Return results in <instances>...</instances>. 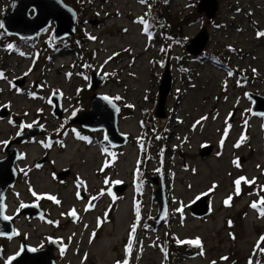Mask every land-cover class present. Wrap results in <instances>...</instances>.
I'll return each instance as SVG.
<instances>
[{
	"label": "rangeland",
	"instance_id": "obj_1",
	"mask_svg": "<svg viewBox=\"0 0 264 264\" xmlns=\"http://www.w3.org/2000/svg\"><path fill=\"white\" fill-rule=\"evenodd\" d=\"M13 1L0 0V25ZM63 1L82 20L81 41L65 45L75 52L60 46L54 55L55 44L45 43L49 35L23 45L0 27V100L11 103L15 121L0 122V144L29 125L43 130L36 142L20 147L24 159L6 199L18 235L0 238V264H9L23 243L41 250L50 239L62 244L54 251L56 264H264V204L251 207L264 198V117L251 113L249 97H264V0H216L214 19L198 12L201 0H167L164 15L182 31L167 53L155 39L158 32L145 33L137 21L150 0L147 6L143 0ZM202 28L209 38L199 62L186 47ZM206 52L216 59H206ZM168 58L173 84L167 117L160 119L155 113ZM180 64L193 73H183ZM94 73L108 77L103 92L124 107L119 128L129 143L117 152L103 147L100 133L89 143L75 134L81 128L72 121L91 108ZM24 76V84H13ZM53 95L62 96L61 119L53 115ZM149 121L156 137L147 152L143 124ZM204 146L213 147L206 158L200 156ZM46 154L49 161L37 168ZM64 170L72 175L60 180L56 172ZM156 175L163 177L169 207L161 224L158 186L151 180ZM115 183L126 185L124 192H114ZM81 191L97 197L94 211L85 212ZM202 196L212 212L196 218L190 207ZM32 202L47 210L45 219L21 213ZM71 211L80 216L75 222ZM172 238L184 245L172 250ZM196 240L197 255L182 257L187 241Z\"/></svg>",
	"mask_w": 264,
	"mask_h": 264
},
{
	"label": "water",
	"instance_id": "obj_2",
	"mask_svg": "<svg viewBox=\"0 0 264 264\" xmlns=\"http://www.w3.org/2000/svg\"><path fill=\"white\" fill-rule=\"evenodd\" d=\"M197 9L200 14H205L208 19H214L217 2L216 0H201ZM32 11L33 15H31ZM78 19V12L63 0H14L11 11L1 21V28L9 36L31 41L54 23L53 39L54 42H58L76 35ZM208 38L207 29L202 28L201 32L187 45V52L193 57H200L208 44ZM170 60L171 58L167 59L159 86L155 116L160 119L167 117L166 102L172 90L173 78ZM103 80V76L96 73L92 75L90 88L95 91V94L91 100V108L76 117L73 123L89 131H103L107 143L113 148H120L127 145L129 139L119 128L120 105L112 99L97 93ZM18 84L22 85L23 83ZM249 97L253 101L251 113L264 117V97L255 94H250ZM51 102L54 105V116L61 119L64 112L61 108L60 96L53 95ZM42 134L41 127H31L27 132L18 135L9 147L14 144L23 145L28 140L35 139ZM212 151V146H204L200 151V156L206 158ZM19 158L20 152L15 149L9 151L8 156L0 160V238H12L16 235L15 225L6 214V199L8 190L14 188L18 180L19 173L16 164ZM44 163L45 159H42L38 162V165ZM68 175L69 172H63L59 173L58 177L64 180ZM151 180L158 186L154 198L158 207L156 223L161 224L167 219L169 212L165 185L162 176L159 179L156 175ZM77 185L78 187L83 186L81 181H77ZM118 191L122 193L124 190ZM190 212L196 218L208 217L212 212L208 198L202 196L199 200H196L190 207ZM21 213L30 217H37L43 216L44 211L39 205H25ZM58 248L59 245L54 240H50L47 248L41 250H35L23 243L20 253L14 256L9 264H56L54 250Z\"/></svg>",
	"mask_w": 264,
	"mask_h": 264
},
{
	"label": "flooded vegetation",
	"instance_id": "obj_3",
	"mask_svg": "<svg viewBox=\"0 0 264 264\" xmlns=\"http://www.w3.org/2000/svg\"><path fill=\"white\" fill-rule=\"evenodd\" d=\"M148 0H143V4H145L146 6H147V2ZM152 0H150L149 1V4H151V3H153V1L151 2ZM149 12V11H148ZM32 14L31 15H33L34 13H33V11L31 12ZM148 14L149 13H146V14H144V16L140 19V16H138L139 18H138V20L137 21H139L138 23H141L142 24V21H144V20H146V19H148L149 18V16H148ZM82 23V20H81V18H79L78 19V24H81ZM77 24V25H78ZM172 25V24H171ZM54 30H55V25H54V23H52L45 31H43L42 33H40V34H38L37 35V37H36V39H34V40H31V41H28V40H19V41H21L22 42V44L23 45H28V46H31V45H35V44H37L38 42H40L41 41V39L43 38V37H45V36H48L49 35V40L48 41H45V43H49V42H53L54 44H55V49H54V55L56 54V55H59V52L57 51V49H58V47H64V48H68V50H70L71 52H75L74 50H71L72 48L71 47H69V46H65V45H67V44H70V43H72L73 41H75V40H79V42L81 41V38H80V28H77V33H76V35L74 36V37H69V38H65V39H62V40H60V41H58V42H54V39H53V33H54ZM157 33V32H156ZM155 33V34H156ZM158 34V33H157ZM155 39H157V40H159V38L156 36V38ZM200 59H203V57H199V58H197V59H194L195 61H198V60H200ZM100 76H102V75H100ZM27 77L28 76H24V77H22V80H16V81H13L14 83V85L15 86H20L18 83H25L26 81H27ZM104 77V80H103V83H102V85L100 86V88H99V92H97V93H99L100 95H103V96H105V97H108V98H110V99H112V100H115L119 105H120V107H121V114L123 113V104H122V102L119 100V99H117V97L118 96H116L115 98L114 97H112V96H109V95H107V93H105V92H103V88L108 84V81H109V79H108V77L106 76V75H104L103 76ZM28 85H31L30 83L29 84H26L25 86H24V88L25 87H27ZM36 89H39L38 87H39V85L37 86V85H35L34 86ZM31 88V87H30ZM14 89V88H13ZM95 94V93H94ZM93 97V96H92ZM61 98H62V96H60V100H61ZM92 100V99H91ZM63 112L65 113V111L63 110ZM13 114H14V112H13V108H12V105H11V103H9V102H1V100H0V122H5V123H9V124H12L13 122H15L14 120H13ZM120 114V115H121ZM54 115V114H53ZM81 115V114H80ZM4 116V117H3ZM120 117V116H119ZM73 122V121H72ZM32 127H34V126H32ZM29 128H31V127H29ZM79 128H81L80 130H81V132H76L75 134H76V137L78 138V140H80V138H81V140H83L84 142H88L89 143V141H88V139H89V137L92 135V134H94V133H100L101 135H102V137H104V140H103V142H104V145H103V143H101L100 145H103V147L105 148V149H109L110 151H112V152H117V150H120L121 149V147L120 148H113V147H111L108 143H107V141H106V139H105V134H104V132L103 131H89V130H86V129H84V128H82L80 125H79ZM27 130H23V131H20V132H18V133H16L14 136H12V137H9L8 139H6V141L5 142H3L2 144H0V160L1 159H4V158H6L7 156H8V154H9V151H12V150H15V149H18L19 151H20V158H19V161L18 162H20V161H22L23 159H24V156L22 155V151H21V148L20 147H23V146H25V145H28V144H31V143H34V142H36V140L38 139V138H35V139H30V140H28L25 144H23V145H17V144H14V145H12L11 147H9L12 143H13V141L16 139V137L18 136V135H20V134H22V133H25ZM91 142H93V141H91ZM53 143V142H52ZM126 146V145H125ZM125 146H123V147H125ZM46 157L47 158H42V159H45V162L46 161H49V159H48V156H47V154H46ZM42 159H40V161L42 160ZM17 162V163H18ZM47 163V162H46ZM17 165V164H16ZM36 167L37 168H41V165H38V162L36 163ZM63 172H69V175H68V177H66L64 180H66L67 178H69V176L70 175H72V174H70V171H68V170H64V171H62V172H56V176L58 177V174L59 173H63ZM71 177V176H70ZM59 178V177H58ZM60 180H63V179H61V178H59ZM77 181H81V180H76L75 181V183H76V185H77ZM164 181V180H163ZM82 182V181H81ZM82 185H84L83 184V182H82ZM77 187H78V185H77ZM83 187V186H82ZM82 187H78V188H82ZM126 188V185H123V184H117V183H115L114 184V186H113V191L114 192H116V193H121V192H119L118 190H124ZM118 189V190H117ZM124 192V191H123ZM8 193V192H7ZM79 198H81V199H84V200H86L85 201V205H84V207H85V212H90V211H94L95 210V208H96V204H97V197L96 196H94V197H92V196H87V198H86V194L85 193H83V191H81L80 193H79ZM93 198H95V199H93ZM39 202H32L30 205H39L38 204ZM28 205V204H27ZM41 208H42V210L44 211V214H43V216H37V217H30V216H28V217H30L31 219H38V218H40V219H45L46 217H47V210L45 209H43L44 207L41 205ZM83 210V211H84ZM72 212L73 211H71L70 213H69V217H70V220L72 221V222H75L78 218H80V216H79V214L78 213H76V211H75V213H76V215L75 216H73L72 215ZM140 219V218H139ZM135 233H136V237H138V235H139V224H137L136 225V227H135ZM16 235H18V233H16ZM15 235V236H16ZM2 239H4V240H6V239H8V238H2ZM50 240H54L55 242H57V244L59 245V249L62 247V244L60 243V241H57V240H55V239H50ZM49 240V241H50ZM49 243V242H48ZM48 246V245H47ZM55 251V250H54Z\"/></svg>",
	"mask_w": 264,
	"mask_h": 264
},
{
	"label": "trees",
	"instance_id": "obj_4",
	"mask_svg": "<svg viewBox=\"0 0 264 264\" xmlns=\"http://www.w3.org/2000/svg\"><path fill=\"white\" fill-rule=\"evenodd\" d=\"M152 1H153V4L151 5V7L148 10L149 11L148 12L149 18L142 21V24L145 27V33L150 34L152 36H155V33L158 32L157 37L159 38L160 42H162V44H163V47L161 48L162 53H167L168 43L180 42L182 31L179 28V25L178 26L176 24L171 25L169 20L164 15L166 6L168 5L167 0H152ZM205 57H206V59L207 58L216 59V56L212 55L211 52H206ZM198 61L200 62L201 59ZM181 68L183 69V73L185 72L186 75L190 76L193 73V71L191 69L186 68L185 64L181 65ZM152 128H153V123L150 121L148 122V124H143L144 135H145V137H143V139H144L143 141L146 144L145 150L146 151L148 150L149 152L153 147V143H154L155 137H156L153 134L154 131L152 132ZM170 240H171V238H170ZM188 242L189 241H187L188 247H187L186 254L182 255V257L183 256L194 257L198 253L197 249L200 247V245H196L194 243H188ZM177 244L182 246V245H184V242L183 243H177L172 238V250L177 247ZM177 257L178 256L174 257V259H176ZM174 264H177L176 261L174 262Z\"/></svg>",
	"mask_w": 264,
	"mask_h": 264
},
{
	"label": "snow or ice",
	"instance_id": "obj_5",
	"mask_svg": "<svg viewBox=\"0 0 264 264\" xmlns=\"http://www.w3.org/2000/svg\"><path fill=\"white\" fill-rule=\"evenodd\" d=\"M0 27H2V25H0ZM261 35H264V33H262ZM255 71V70H254ZM2 75V74H0ZM117 99H119V97H117ZM28 127H31V125H29ZM239 146V145H237ZM241 179H245V178H241ZM241 179H238L235 181V185H236V193L239 194L240 193V183H241ZM248 183H252L251 181H249ZM35 195V193H33ZM95 199V198H93ZM57 203H59V201H57ZM261 204H264V198L261 199L260 204H257L256 202H253V204L251 205L252 208H258L260 207ZM260 214L264 215V208L260 209ZM72 215L75 216L76 213L75 211L72 212ZM7 218V217H6ZM262 241H264V237L261 238ZM183 243V242H182ZM188 243H194L196 245H200V241L196 240V241H189ZM131 247V245H129V248ZM262 251H264V249H262ZM251 264V262H250Z\"/></svg>",
	"mask_w": 264,
	"mask_h": 264
}]
</instances>
